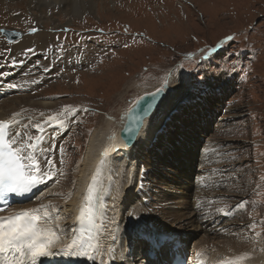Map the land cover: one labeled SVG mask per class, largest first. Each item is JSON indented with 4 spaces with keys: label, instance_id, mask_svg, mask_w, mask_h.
I'll return each mask as SVG.
<instances>
[{
    "label": "rangeland",
    "instance_id": "rangeland-1",
    "mask_svg": "<svg viewBox=\"0 0 264 264\" xmlns=\"http://www.w3.org/2000/svg\"><path fill=\"white\" fill-rule=\"evenodd\" d=\"M92 3V10H88L78 4L65 6L64 1L0 0V47L5 42L2 30L19 32L28 41L34 36L38 40L34 47L43 46L47 51L40 63L48 61L53 65V74L45 84H40L39 68L37 78L30 83L35 94L55 104L46 117L60 113L64 106L80 109L74 117H61L65 128L54 126L61 135L56 141L58 146L64 140L62 164L60 160L64 178L54 193L43 196L41 192L35 200H64L65 207L74 195L90 135L110 121L115 136L126 111L141 94L166 84L167 92L176 91L173 95L183 94L182 98L195 100L202 95L212 96L215 90L213 103L215 107L223 106L221 114L211 105L208 108L206 102L195 105L191 100L190 114L179 121L175 119L165 130L169 146H163L159 154L152 152L155 160L143 186L148 199L144 215L154 216L151 219L191 237L186 248L191 264L192 249L207 247L232 253L238 245L244 246L239 254L254 252L264 262V0ZM15 16L17 20L12 19ZM29 45L23 46L24 54L31 53L32 58L36 49L29 52ZM33 61L32 58L30 64ZM42 69L40 73L46 74L49 66ZM24 97L2 101L1 111H19L18 102ZM181 97L174 100L167 114L158 113L156 131L185 100ZM41 113L34 109L35 115ZM190 117L192 123L186 119ZM194 141L200 152L210 150L208 166L196 168L195 164L193 172L195 176L207 175L212 189L204 197L195 193L198 203L194 207H198L195 212L199 217L192 218L191 226L165 213L164 192L169 191L166 181L170 163L188 164L187 155ZM59 167L56 165L57 171ZM125 183L124 179L121 190L130 188L136 193L141 189L138 182ZM185 216L190 217L188 212ZM200 220H206L202 224L206 226L204 231L197 226ZM135 243L142 248L141 240ZM134 264L147 261L141 259Z\"/></svg>",
    "mask_w": 264,
    "mask_h": 264
},
{
    "label": "bare ground",
    "instance_id": "bare-ground-1",
    "mask_svg": "<svg viewBox=\"0 0 264 264\" xmlns=\"http://www.w3.org/2000/svg\"><path fill=\"white\" fill-rule=\"evenodd\" d=\"M51 1L56 3L64 1L65 6H74L78 4L81 8H87L88 10H92L93 7L92 0ZM84 1H87L85 2V5L83 3ZM22 47L13 56L16 62H20L25 58L31 57V53L27 55L24 54V47ZM167 89H169L168 85ZM34 91V85H29L24 94L25 97L18 102L20 106L19 111L17 109L15 112L10 113L9 111L7 114L6 112L4 113V111H1L0 108V120H9L12 118L13 113H20V116L17 117V119L21 120L23 124H28L29 119H31L33 123L44 122L47 119L46 114L52 110L50 106L55 104H50L49 102L44 101V98L35 94ZM167 91L165 97L161 100L154 113L144 120L137 139L132 145L128 146L124 144V142H122L119 137V131L124 125L123 122L125 121V116L122 120V123L118 125V131L115 135L116 137L113 134V129L115 128L111 127L112 124L110 125V121H107L105 127H98L93 131V133L90 135L86 149L84 150L85 152L80 164V169L78 171L77 183L74 187V195L71 200H68V203L65 207L64 200L57 199V201L59 200L58 202L51 200L52 198H44L43 200H40V202L39 200H35V196L40 192L43 193V196L54 193V190L59 188V183L64 178L63 174H60L64 173L60 165V148H63L64 140H61V144L57 147V150L53 149L52 145L56 144L57 138H59L58 136L61 135H59L60 132H56V128L52 124L45 125V131L43 132L44 141L41 145V147L44 149V154L41 156V159L43 160L46 157L53 158L55 160V165L60 166L59 170L53 179H46L44 183L38 185L32 192L27 193L23 200L17 203V205H21L22 207L15 209L14 211L17 212L24 209L39 208L41 204L48 205V211L53 215L52 226L54 230L57 231L59 236V239L54 245V250L59 249L57 248L59 245L62 246L69 243L74 232L79 235V233L87 227L86 222H79L76 220V217L79 215L82 204H86L85 197L88 195L89 187H91L95 195L100 198V202L103 204L104 219L97 220V223L102 225L100 230V243L102 245L101 254L107 264H132L130 252L134 250L137 239L141 240L143 245L144 243H148L153 248V250H156L158 247H166V249L162 250V252H155L152 256H149L150 252L148 253L143 249V257L146 261H151L158 253H164L165 257H170L174 253L176 243L175 240L178 239H181L179 242V246L181 247L179 256L183 258L187 257L186 248H188V242L191 241V237L188 238L187 233L185 234L176 228L174 231L172 228L165 227L166 225L164 226L157 219H151L154 216L149 217L144 215L145 205L148 204H146V200L148 199L144 193L143 186L146 180V173L152 168L155 160L152 152L159 154L163 146H169L165 140L166 128H170L172 122L175 119L179 121L182 117L187 116V114L184 113V109L187 108L189 111L192 104L191 100H193L190 98L183 100L182 103L177 107L176 112L171 114L165 126H163L160 131H156L157 125L159 124L156 119V117L159 115L158 113L165 112L167 114L172 109L174 100L179 101V98L181 95H183L181 94L179 96H175L173 94H175L176 91L175 93L170 91L169 93ZM213 95H215V90ZM30 99H34L33 102H30ZM36 99H38V101ZM200 101L206 102L207 105L210 104L211 108H214L216 105H214L212 102V96L209 95H202L193 100L195 105H197V103ZM2 105L3 103L1 102L0 107ZM22 108H24L23 111L20 110ZM34 109H37V111L42 112L44 115H35ZM27 131L29 133L39 134L37 133V130L32 127H29ZM60 131L63 130L61 129ZM64 137L65 136H63V138ZM49 148L51 151H49ZM187 156L190 164H187V162H185L183 165H177L174 162L170 163V172L166 181V187L169 189V191L166 189L167 191L165 190L164 192L166 193V195H164L166 200L165 213L168 216H172L173 220L178 221V223L183 222L184 220L188 221V223H192V218L196 219V217H199V215L195 212V209H198V207L194 208V204L198 203L195 194L188 196L189 193L192 192V190H190V184L193 185V191H195L198 195L201 194L203 197L207 194V191L209 192L212 189L209 186V178L207 176H201L199 174L195 176V173L193 172L195 164L198 166L205 165L207 162L206 153L200 152L198 149L192 146V148H190V154ZM137 172H141L139 177L140 179L137 178L139 174ZM197 177L201 178L197 179ZM124 179L126 183L127 181L131 182L130 185H132L134 182H138L139 185H141V189H138L136 193H133V190H131L127 184L129 189H122V191L120 187H122L121 184L124 182ZM206 184L208 186H206ZM201 186H203L202 190L200 189ZM192 198H194V200H191ZM32 201H35V204H32L29 208H26V205ZM53 208L58 209V212L53 213ZM187 212L190 216L189 218H186L185 216V213ZM127 214L134 217V223L127 222ZM56 215H59V221L55 220ZM207 217L208 215L206 218ZM200 221L202 222V220ZM204 222H206V220L202 223H198L199 225H197L199 229L203 231L205 230V226H202ZM56 223L60 225L59 229L55 228ZM144 223L148 224V226H145ZM135 224L136 226H134ZM158 232L170 234L171 236L168 238V240L163 242L158 238ZM104 239H107L105 244ZM242 248H244L243 245H238L235 249L236 252L229 253L228 250L225 249L222 252L220 249L215 251L214 248L213 251L207 247H202L195 255H193L192 262L193 264H222V262L232 260L236 256L242 255L238 253ZM109 249H111V254L109 253ZM198 253L199 255H197ZM216 253H220L221 255H216ZM243 255H246L247 258L243 261H240L239 264H264L260 257L254 255V252H246ZM100 258L101 256L97 255V264H99ZM187 258L188 264H191V261L189 260L190 257ZM65 259L71 264H93L91 260L86 258L65 256ZM162 263L163 260L159 261V264Z\"/></svg>",
    "mask_w": 264,
    "mask_h": 264
},
{
    "label": "snow or ice",
    "instance_id": "snow-or-ice-1",
    "mask_svg": "<svg viewBox=\"0 0 264 264\" xmlns=\"http://www.w3.org/2000/svg\"><path fill=\"white\" fill-rule=\"evenodd\" d=\"M32 31L35 32L36 29L33 28ZM228 39L232 38L228 37ZM28 51L31 52L32 49ZM15 63L14 60L13 64ZM0 75H7V73H0ZM9 87L17 88L19 85L10 84ZM162 90V88L157 89L156 93L150 95L154 97ZM142 99L143 97L140 98ZM140 100L136 103L139 104ZM151 107L149 103L144 111L147 112ZM78 111L80 109L64 106L60 113L48 116L42 123H33L29 119L28 124H23L17 119L20 113H13L9 120H0V201H3L5 205V207H0V212H4L8 207L7 196H23L32 192L46 179L50 180L55 177L57 174L55 160L51 157L41 159L44 154L41 145L44 141L45 125L52 124L63 128L65 121L61 117L68 115L74 117ZM41 115L44 114L41 113ZM29 127L36 129L39 134L29 133L27 131ZM49 151H51L50 148ZM63 151L61 147V154ZM85 200L86 204H82L76 220L86 222L87 227L79 235L74 232L71 241L56 250H54V245L59 236L52 226L53 215L48 211V205L41 204L39 208L24 209L0 216V264H39L41 258L58 254L86 258L93 264H97L96 257L100 255L99 264H107L101 254L100 230L102 225L97 223V220L104 219L103 204L91 187H89ZM52 211L57 213L58 209L53 208ZM219 211L224 210L219 209ZM59 219V215H56L55 220L59 221ZM59 227L60 225L56 223L55 228L59 229ZM109 253L111 254V249ZM246 258V255L242 254L222 264H239Z\"/></svg>",
    "mask_w": 264,
    "mask_h": 264
},
{
    "label": "water",
    "instance_id": "water-1",
    "mask_svg": "<svg viewBox=\"0 0 264 264\" xmlns=\"http://www.w3.org/2000/svg\"><path fill=\"white\" fill-rule=\"evenodd\" d=\"M16 39V36H8V41H13ZM162 88L163 90L160 91L154 97L150 95L151 93H156L157 89ZM167 85L163 84L161 87H157L154 90L142 94L138 97L132 106L127 110L125 115V121L123 122L124 125L122 129L119 131V137L122 141H125L126 145L130 146L135 143L137 136L143 126L144 120L150 117L154 111L157 109V106L161 102V100L166 95ZM143 97L142 100L140 98ZM137 100H140L139 104L136 103ZM151 103L152 107L148 109L147 112L144 111L147 108L148 104ZM131 110V111H130ZM139 119H136V118ZM131 218H128V221L131 222Z\"/></svg>",
    "mask_w": 264,
    "mask_h": 264
}]
</instances>
